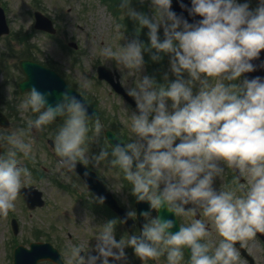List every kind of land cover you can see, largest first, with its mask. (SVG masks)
<instances>
[{
    "label": "clouds",
    "instance_id": "1",
    "mask_svg": "<svg viewBox=\"0 0 264 264\" xmlns=\"http://www.w3.org/2000/svg\"><path fill=\"white\" fill-rule=\"evenodd\" d=\"M250 3L191 0L189 7L180 0L189 16L201 17L190 23L172 10V0H151V17L130 7L131 0H120L126 15L149 29L152 60L169 54L175 79L165 73L166 83L160 84L145 75L126 88L136 105L128 118L130 141L117 138L111 151L101 149L91 156L89 121L94 120L97 136L104 125L89 112L87 102L69 87L53 100L52 91L33 85L18 109L35 118H27V129L0 135V142L10 146L0 154V217L15 210L21 189L32 180L30 169L19 159L20 154L34 158L28 133L65 118L54 139L58 168L107 161L123 172L137 201L149 205L140 213L145 222L139 235L117 241L116 221L109 220L96 236L98 254L85 257L82 247L72 246L67 250L70 264H115L126 258L129 246L142 260L166 256L167 264H183L187 247L189 264H239L235 242L264 232V77L244 76L264 67V61L253 63L264 50V0H257L255 8ZM144 50L134 40L116 49L106 46L102 55L138 74L145 63ZM81 83L91 87L86 77ZM225 165L248 184L214 187ZM164 211L175 217L202 214L221 239L214 242L209 224L199 218L174 232L177 220L162 215ZM136 216L135 209L127 212V217Z\"/></svg>",
    "mask_w": 264,
    "mask_h": 264
},
{
    "label": "rangeland",
    "instance_id": "2",
    "mask_svg": "<svg viewBox=\"0 0 264 264\" xmlns=\"http://www.w3.org/2000/svg\"><path fill=\"white\" fill-rule=\"evenodd\" d=\"M135 5L137 10L144 5L148 6L151 16L153 15L151 2L138 0ZM256 6L251 0L250 7ZM0 7L5 12L10 30L8 36L0 39V110L6 114L9 122V127H0V135L6 136L20 128L27 129V118H35L36 114L28 112L22 115L18 109L28 93L19 95L16 86L23 79L18 62L30 58L41 65L44 62L53 64V67L70 79L72 86L87 101L95 105L99 114L108 116L107 121L115 124L114 131L119 130L129 142L131 137L128 118L133 109L114 94L107 84L99 81L95 71L99 65L116 71L126 90L134 86L139 78L147 75V69L144 65L140 73L130 72L102 55L106 46L116 49L132 42L121 24H118L119 30L116 28L117 24L107 4L101 0H0ZM35 11L52 21L56 29L55 35L50 36L34 29ZM160 33L163 39V28ZM69 43L77 44L78 49L68 47ZM26 49H31V53ZM165 65L168 67L169 80H174L175 76L170 71V59ZM84 77L91 81L90 88L82 87ZM64 119L28 133L34 141V158H25L22 154L19 156L21 165L28 167L32 173V180L25 187L33 186L39 190L44 205L31 211L19 195L15 210H10L7 217H0V264H12L13 249L18 245L27 246L33 241H45L56 246L67 264H70L67 250L72 246L82 247V256L85 257L98 254L95 249L96 236L106 223L101 217L100 206L75 175L65 167L57 166L60 157L55 153L54 139ZM93 125L94 123L89 122V156L98 154L101 149L108 150L102 133L97 136L92 131ZM49 140L53 142L52 148L48 144ZM0 144L2 154H6L10 146L6 141ZM86 165L98 174L124 209L132 210L130 190H126L125 186L128 185L118 167H113L107 161L101 162L99 166L93 163ZM230 179L229 169L225 165V172L220 178H216L214 187L224 188L229 185ZM247 184L248 180L244 178L242 185ZM182 216L187 223H191L193 216ZM12 219L18 224L17 235H13L11 230ZM205 219L213 232L214 242H218L220 237L215 233L213 223L209 218ZM115 231L117 241L122 237L125 240L130 237L121 226L118 230L115 228ZM247 241L251 246L249 252L257 260V264H263L258 244L253 243L252 239ZM132 250V247H126V258L115 264H135L136 256ZM109 259L112 260L111 257ZM239 264L245 262L240 259Z\"/></svg>",
    "mask_w": 264,
    "mask_h": 264
},
{
    "label": "water",
    "instance_id": "3",
    "mask_svg": "<svg viewBox=\"0 0 264 264\" xmlns=\"http://www.w3.org/2000/svg\"><path fill=\"white\" fill-rule=\"evenodd\" d=\"M183 3L188 5L189 7L191 6V0H183ZM172 10L175 11L178 15L183 14V16L188 19L190 23L194 22L195 20L201 19V17L198 16H189L188 12L180 7V0H172ZM34 16L35 29H40L49 34L55 33V29L53 28L52 23L48 18L44 17L40 13H35ZM8 33L9 29L6 25L5 15L3 10L0 8V36ZM261 61H264V50H262L259 60L253 61V63L259 65ZM19 66L25 76L24 80L18 84V88L21 93H23L24 91H28L33 85H35L41 91H52V99L55 100L56 94L63 91L65 87H68L56 73H54L53 71H49L40 65H37L30 61H21L19 63ZM97 74L100 79L106 80L112 86L115 92L121 94L136 109L135 103L126 95V93L119 85L118 76L116 74L115 75L117 82H114L113 75L103 67L97 68ZM244 76L247 78H253L255 76L264 77V67H258L256 71L251 73H245ZM89 112L97 116L96 111L93 110L90 106ZM59 119L60 118H57V121ZM0 126L9 127L8 121L6 120L5 116L1 113ZM105 137L110 146L112 143H115L116 139L118 138L110 131L105 132ZM80 173L81 175H83L84 180L87 181L93 193L97 195L101 201L110 206V208H112L122 220L126 221V214L123 210L117 207L114 199L108 193L104 185H102L93 174H90L84 169L83 171H80ZM84 173H87V175ZM22 192L28 194L30 196V199L33 201V205L31 206V208H34L35 206H42L43 202L41 200V194L39 192H37L33 188L27 190L24 189ZM136 206L139 218L141 219L142 216L140 215V213L142 211L147 210L149 205L147 202H138L136 199ZM161 214L165 217L172 218L175 220V216L172 213L164 211ZM153 215H157V213L153 212ZM172 231H178L177 223L176 227ZM42 260H51L58 264H62L58 252L49 244H31L29 249L18 247L14 252V264H37V262Z\"/></svg>",
    "mask_w": 264,
    "mask_h": 264
},
{
    "label": "trees",
    "instance_id": "4",
    "mask_svg": "<svg viewBox=\"0 0 264 264\" xmlns=\"http://www.w3.org/2000/svg\"><path fill=\"white\" fill-rule=\"evenodd\" d=\"M109 9L112 14L116 16L119 22L122 24V27L126 30L128 34L136 39V41L142 43L144 45V61L149 65L150 75H153L158 83L163 84L166 83L164 80L165 73L169 74L168 67H166L165 63L170 59L169 54L161 53V59L158 61L152 60V55L155 53L154 49L150 48V40L147 35L149 29L147 27L141 28L137 21L131 19L126 15V9L120 8V0H102ZM138 0H131V5L133 9L137 10L135 4H137ZM137 12H143L144 14L151 17L150 9L148 6L144 5L137 10ZM161 39L162 35L160 33ZM47 66H51L50 64H46Z\"/></svg>",
    "mask_w": 264,
    "mask_h": 264
},
{
    "label": "flooded vegetation",
    "instance_id": "5",
    "mask_svg": "<svg viewBox=\"0 0 264 264\" xmlns=\"http://www.w3.org/2000/svg\"><path fill=\"white\" fill-rule=\"evenodd\" d=\"M194 218H199V219H203V220L206 221V219H205L206 217H204L202 214H201V215H198V217H197V216H196V217H193L192 220H193ZM192 220H190V222H191ZM179 221H180L181 226H184V225L189 224V223H187L183 218H181V216H179ZM206 223H208V222L206 221ZM208 224H209V223H208ZM133 227H136V226H133ZM136 228H137V227H136ZM209 228H210V225H209ZM258 242H259L261 248L264 250V245H263L260 241H258ZM253 243H255V242L253 241ZM241 244H242V246H243L246 250H247V248H248L247 251L249 252V249H251V246H250L249 242H248V241H243ZM246 247H247V248H246ZM185 256H186V255H185ZM240 257L243 258L241 255H240ZM138 263H139V264H167V259H166V256L160 257V258H158V259H147V260H142L141 258H139ZM183 264H189V263H188V260H187L186 257L184 258V262H183Z\"/></svg>",
    "mask_w": 264,
    "mask_h": 264
}]
</instances>
